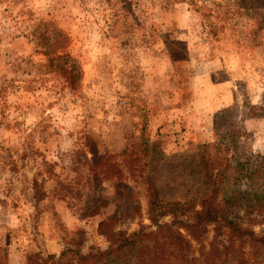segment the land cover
<instances>
[{
	"label": "rangeland",
	"instance_id": "obj_1",
	"mask_svg": "<svg viewBox=\"0 0 264 264\" xmlns=\"http://www.w3.org/2000/svg\"><path fill=\"white\" fill-rule=\"evenodd\" d=\"M53 27L80 69L74 94L41 53ZM202 154L216 158L210 178ZM146 174L163 201L196 210L213 186L228 216L264 236V0H0V260L153 230ZM213 237L228 241L219 264H264V244L212 225L191 253Z\"/></svg>",
	"mask_w": 264,
	"mask_h": 264
},
{
	"label": "trees",
	"instance_id": "obj_2",
	"mask_svg": "<svg viewBox=\"0 0 264 264\" xmlns=\"http://www.w3.org/2000/svg\"><path fill=\"white\" fill-rule=\"evenodd\" d=\"M49 36L53 34L51 45L47 48L48 34L46 30L38 35V44L43 46L41 53L48 61L47 67L56 71L71 94L75 93L76 82L74 77L80 72L75 59L65 50L67 36L58 27L48 30ZM52 57L58 60L52 63ZM144 150L148 151L152 145L143 137H140ZM127 148L122 149L119 154H125ZM113 158L112 155H102L94 159V165L107 163ZM216 161L215 157L202 154L199 164L202 167L203 175L210 178V167ZM243 163L240 165V171ZM201 170V171H202ZM147 191V212L148 218L154 226L153 230L145 231L142 228L126 233L121 230H110L106 235L107 245L104 248L89 247L83 253L78 249L70 247L60 251L58 255L53 253L41 254L35 252L26 256L25 264H124V257L128 256V264H219L220 254L223 257L230 251L228 241L215 237L209 242L208 251L201 252L198 257L191 253V240L200 241L206 232V226L212 225L215 228H224L228 238H235L240 242L250 244H264V236H255L249 228H244L238 222V218L228 216L227 211L216 202L215 188L212 186L208 192L203 194L199 201V209H194L191 200L184 201H163L155 181L150 174L144 176ZM242 207L248 212L253 209H264V201L254 208L249 202H244ZM163 216H169V221L160 222ZM236 219V220H235ZM112 218L100 220L97 223L99 232L108 226ZM180 230L184 231L183 234ZM100 234H104L100 232ZM229 240V239H227ZM215 243V244H214ZM220 247L221 249H219ZM0 264H7L0 260Z\"/></svg>",
	"mask_w": 264,
	"mask_h": 264
}]
</instances>
